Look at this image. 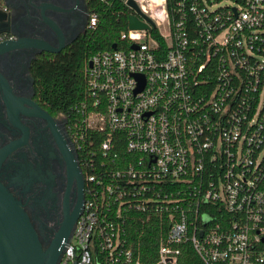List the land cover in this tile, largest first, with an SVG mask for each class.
Returning <instances> with one entry per match:
<instances>
[{"label":"built area","instance_id":"1","mask_svg":"<svg viewBox=\"0 0 264 264\" xmlns=\"http://www.w3.org/2000/svg\"><path fill=\"white\" fill-rule=\"evenodd\" d=\"M134 1L154 24L85 68L86 198L60 264H178L185 243L264 264V0Z\"/></svg>","mask_w":264,"mask_h":264},{"label":"flooded vegetation","instance_id":"2","mask_svg":"<svg viewBox=\"0 0 264 264\" xmlns=\"http://www.w3.org/2000/svg\"><path fill=\"white\" fill-rule=\"evenodd\" d=\"M2 1L8 6L11 26L9 32H0V43L21 35L59 44L58 34L42 17L48 4L54 6L44 8L45 13L67 41L87 31L90 13L85 0H9L11 6ZM35 52L33 46L22 45L0 54V150L9 151L0 179L21 201L44 249H49L67 223L80 215L86 185L75 124L65 112H55L36 96L31 65L47 51L33 59Z\"/></svg>","mask_w":264,"mask_h":264},{"label":"trees","instance_id":"3","mask_svg":"<svg viewBox=\"0 0 264 264\" xmlns=\"http://www.w3.org/2000/svg\"><path fill=\"white\" fill-rule=\"evenodd\" d=\"M89 13H97L96 29L81 34L59 54L44 52L31 65L39 101L55 112H65L74 125L81 119L78 104L85 98V68L91 55L122 48L121 32L129 28L133 10L124 0H86ZM81 154V153H80ZM259 188L264 191V169ZM133 240L138 241L136 235ZM181 254L178 264H200L189 243L179 245Z\"/></svg>","mask_w":264,"mask_h":264},{"label":"water","instance_id":"4","mask_svg":"<svg viewBox=\"0 0 264 264\" xmlns=\"http://www.w3.org/2000/svg\"><path fill=\"white\" fill-rule=\"evenodd\" d=\"M5 1L11 6L9 0ZM128 5L136 12L129 17V26L131 28L148 29V24L141 20L139 15L144 17L151 25L154 24L141 11L139 5L134 0H128ZM53 6L52 4H48L44 8L47 9ZM44 8L42 10V17L58 34L59 44L52 43L50 40L42 37L18 35L17 39H8L0 43V54L22 45H31L37 49V52L33 55L34 59L36 54L42 51L59 53L69 43L76 40V36H74L67 41L60 26L45 13ZM10 26L11 21L8 13L0 10V32H9ZM136 47L137 45L134 44L133 48ZM113 48H117V46L114 45ZM8 152V149L0 150V168ZM79 216L76 217L75 222ZM75 222L67 223L65 232L60 234L59 238L49 249H44L35 225L23 204L0 179V264H59L66 249V244L71 239Z\"/></svg>","mask_w":264,"mask_h":264}]
</instances>
